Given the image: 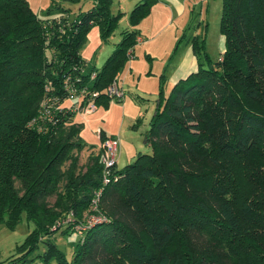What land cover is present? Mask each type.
<instances>
[{"label": "trees", "instance_id": "trees-1", "mask_svg": "<svg viewBox=\"0 0 264 264\" xmlns=\"http://www.w3.org/2000/svg\"><path fill=\"white\" fill-rule=\"evenodd\" d=\"M111 2L90 0L70 21L67 8L41 18L26 0H0V225L14 228L23 213L34 224L5 264H264V0H222L219 59L190 38L197 70L167 97L160 90L145 132L150 153L112 167L102 186L100 151L78 170L87 146L71 108L94 91L96 105L108 103L134 28L157 0L134 4L104 64L85 73L88 31L98 26L106 41L123 15L110 13ZM101 188L106 222L76 232ZM69 216L75 224L58 225ZM55 233L81 235L69 258Z\"/></svg>", "mask_w": 264, "mask_h": 264}, {"label": "rangeland", "instance_id": "rangeland-1", "mask_svg": "<svg viewBox=\"0 0 264 264\" xmlns=\"http://www.w3.org/2000/svg\"><path fill=\"white\" fill-rule=\"evenodd\" d=\"M31 8L41 18H56L60 16L54 7L69 9L68 19L73 21L79 12L90 8V0H82L79 5L67 0H27ZM110 13H123L112 35L102 41L98 26L90 28L86 40L80 49V54L85 62L83 71L88 73L93 67L101 68L119 42L122 30L129 27L128 15L138 0H111ZM151 7L149 14L140 21L137 28L152 29L154 38L143 44H136L132 55L126 61L120 75L119 84L124 88V98L120 101L110 99L108 103H99L96 110L85 116L76 114L75 121L82 124L80 138L86 148L79 153L78 170L84 171L92 151H100V130L107 137L118 140L116 167L118 169L132 163L138 154H149L151 149L145 142V132L150 127V121L157 106L160 90L164 97L169 95L172 84L173 68L181 60L183 49L188 45L193 36L204 40V47L211 62L215 63L223 51V41L219 33L222 0H177L181 5L179 10L172 2L166 1L168 12L159 8V2ZM52 9L50 16L46 11ZM173 20L171 25H166L165 20ZM142 29V28H141ZM146 34L141 38L145 40ZM184 57V55H183ZM71 101H67V105ZM53 199L49 201L53 203ZM101 212V211H100ZM104 214L103 212H101ZM89 214V213H88ZM87 214V215H88ZM86 215H84L85 217ZM83 217V218H84ZM34 229V224L27 220L23 213L14 228L9 229L0 225V262H5L16 256V248L21 245L28 234ZM77 232V231H76ZM81 238L78 233L69 236H60L55 233L52 240L69 258L73 244ZM44 246L39 244L33 256L42 253ZM30 264H41L35 259Z\"/></svg>", "mask_w": 264, "mask_h": 264}, {"label": "built area", "instance_id": "built-area-1", "mask_svg": "<svg viewBox=\"0 0 264 264\" xmlns=\"http://www.w3.org/2000/svg\"><path fill=\"white\" fill-rule=\"evenodd\" d=\"M140 40L137 38L136 42L138 43ZM129 58H130V52ZM95 74H92L91 79L95 78ZM105 93L110 99H116L117 101H121L124 98V89L119 84L118 80H113L105 89ZM99 96L98 91H94L88 94V97L85 99L83 97V102H78L72 105L71 110L76 112L77 114L85 116L96 110V98ZM98 136H100V131L98 132ZM118 152V140L114 137H106L101 141L100 145V154L99 160L100 164L103 168L102 171V186H106L111 182V168L116 166V156ZM102 188L95 191L94 198L92 200V205L90 211L83 218L82 224H75L71 216L62 220L58 225L62 226L65 224H75L74 228L76 231H84L86 227L94 226L96 224H101L106 222V217L98 210L99 200L101 196Z\"/></svg>", "mask_w": 264, "mask_h": 264}, {"label": "crops", "instance_id": "crops-1", "mask_svg": "<svg viewBox=\"0 0 264 264\" xmlns=\"http://www.w3.org/2000/svg\"><path fill=\"white\" fill-rule=\"evenodd\" d=\"M166 1L172 2L179 10H181L182 7H181V5L179 4V2L177 0H166ZM158 2H159V8L162 11L168 12L167 10H169V6L165 3V0L158 1ZM172 21L173 20L171 18H170V20L169 19H166L165 20L166 25H171L172 24ZM141 28H137V26H136L134 28V30L138 32V39L140 40L138 42V44H143V46L145 48V46L147 44V41L150 40V39H152V38H154L155 35H153L152 29L144 30L143 27H141ZM144 33L147 35L146 38H145V40L141 38V35L144 34ZM222 41H223V39H222ZM185 46L186 47L183 49L182 54H181V58H180L181 60L173 68L171 78L169 79V81H170V83L172 85L175 84L178 80L186 78L189 74H191V73H193V72H195L197 70V60H196V58H195V56H194V54L192 52L191 45L189 46V48H187L188 45H185ZM134 52H135V50H134ZM183 55H184V57H183ZM105 135L107 136L106 133H105Z\"/></svg>", "mask_w": 264, "mask_h": 264}]
</instances>
